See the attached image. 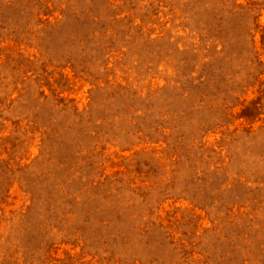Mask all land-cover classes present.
Instances as JSON below:
<instances>
[{"label": "rangeland", "instance_id": "rangeland-1", "mask_svg": "<svg viewBox=\"0 0 264 264\" xmlns=\"http://www.w3.org/2000/svg\"><path fill=\"white\" fill-rule=\"evenodd\" d=\"M0 264H264V0H0Z\"/></svg>", "mask_w": 264, "mask_h": 264}]
</instances>
